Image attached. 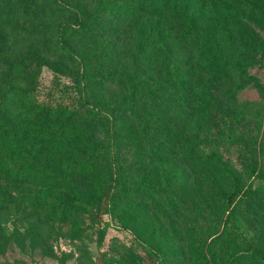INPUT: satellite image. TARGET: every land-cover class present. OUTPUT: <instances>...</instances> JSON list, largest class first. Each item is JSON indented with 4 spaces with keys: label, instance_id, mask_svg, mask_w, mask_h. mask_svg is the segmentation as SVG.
<instances>
[{
    "label": "rangeland",
    "instance_id": "obj_1",
    "mask_svg": "<svg viewBox=\"0 0 264 264\" xmlns=\"http://www.w3.org/2000/svg\"><path fill=\"white\" fill-rule=\"evenodd\" d=\"M24 130L0 264H264V0H0Z\"/></svg>",
    "mask_w": 264,
    "mask_h": 264
},
{
    "label": "trees",
    "instance_id": "obj_2",
    "mask_svg": "<svg viewBox=\"0 0 264 264\" xmlns=\"http://www.w3.org/2000/svg\"><path fill=\"white\" fill-rule=\"evenodd\" d=\"M240 3L245 2L246 0H233ZM58 47L60 50H62L64 53L70 54L72 51L68 49L63 43L59 42ZM87 84V78L82 77L81 78V85L77 86V91L80 96H84L85 93V86ZM44 117L48 120L45 124H58L56 127V130L54 132L49 131H43V134H38L40 137L53 139L58 138L61 135V126H63V123L65 120H67V117H62V119H59V115H57V109L55 107H51L50 104L44 107ZM18 130V129H17ZM3 131V130H2ZM1 131V132H2ZM40 132V131H37ZM23 135H26V130L22 132V135L15 139L7 136L5 138L0 137V199L1 197L7 199V197H18V198H26V192L20 191V190H11L13 193L8 190V187L11 186V184L15 185L19 181L18 176L16 173L11 175V171L13 169V164H19V165H25L26 163V155L31 151L32 147L26 146V137ZM27 147V149H26ZM11 150L10 152L14 151V155H5L6 150ZM35 155L40 154L41 149L37 147L35 149ZM34 156V155H33Z\"/></svg>",
    "mask_w": 264,
    "mask_h": 264
}]
</instances>
